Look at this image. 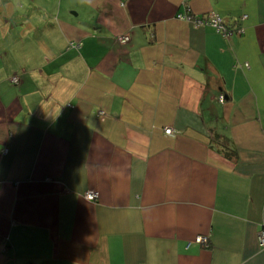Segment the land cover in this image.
Returning <instances> with one entry per match:
<instances>
[{
  "label": "crops",
  "instance_id": "crops-1",
  "mask_svg": "<svg viewBox=\"0 0 264 264\" xmlns=\"http://www.w3.org/2000/svg\"><path fill=\"white\" fill-rule=\"evenodd\" d=\"M263 225L264 0L0 2V264H264Z\"/></svg>",
  "mask_w": 264,
  "mask_h": 264
},
{
  "label": "built area",
  "instance_id": "built-area-1",
  "mask_svg": "<svg viewBox=\"0 0 264 264\" xmlns=\"http://www.w3.org/2000/svg\"><path fill=\"white\" fill-rule=\"evenodd\" d=\"M187 1L188 0H180V3L182 6H186ZM242 18H244V16ZM175 19L180 20V21L189 22L190 24H192L195 27L205 26V25L211 26L217 32H220L224 36H230L233 33L239 34L242 31L241 27H237L236 29H230V28L228 29L223 24V22L219 18V16L213 12H210V13L206 14L205 16H194L187 9L185 12L176 13ZM116 39L119 43H124L127 41L128 36L126 34H123V35L117 36ZM70 44L75 46V47L78 46V43H75V44L70 43ZM244 66H247V64H244ZM9 80L13 84H16L18 82V76L12 75L9 78ZM220 99H221V97H220ZM163 131L165 133H170L169 128H166ZM3 151L5 152L6 149H3ZM97 196H98L97 192L93 191V190H86L82 193V197L88 201H95L97 199ZM256 238H257V245L259 247H264V225L257 231ZM192 241L203 246V247L208 246V238H207V236H204V235H196ZM4 244L5 243L3 241H0V252L4 250V246H5Z\"/></svg>",
  "mask_w": 264,
  "mask_h": 264
},
{
  "label": "rangeland",
  "instance_id": "rangeland-1",
  "mask_svg": "<svg viewBox=\"0 0 264 264\" xmlns=\"http://www.w3.org/2000/svg\"><path fill=\"white\" fill-rule=\"evenodd\" d=\"M2 0H0V2H1ZM11 1V0H10ZM17 1H21V0H12V2H14V4L15 3H17ZM99 113V112H98ZM101 113V112H100Z\"/></svg>",
  "mask_w": 264,
  "mask_h": 264
},
{
  "label": "trees",
  "instance_id": "trees-1",
  "mask_svg": "<svg viewBox=\"0 0 264 264\" xmlns=\"http://www.w3.org/2000/svg\"><path fill=\"white\" fill-rule=\"evenodd\" d=\"M233 28V27H232ZM235 28V27H234ZM229 29V28H228ZM236 29V28H235ZM209 242V241H208ZM208 245H209V243H208Z\"/></svg>",
  "mask_w": 264,
  "mask_h": 264
}]
</instances>
